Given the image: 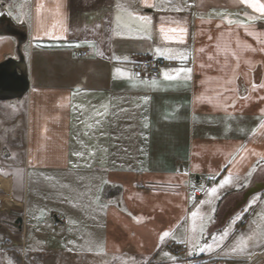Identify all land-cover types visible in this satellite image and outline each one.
<instances>
[{"label":"crops","instance_id":"0c3cea01","mask_svg":"<svg viewBox=\"0 0 264 264\" xmlns=\"http://www.w3.org/2000/svg\"><path fill=\"white\" fill-rule=\"evenodd\" d=\"M18 42L29 87L0 102V204L22 223L0 229V264H264V189L237 205L264 183V14L240 0L0 2V63ZM137 54L162 60L160 76H135ZM66 178L77 193L40 189Z\"/></svg>","mask_w":264,"mask_h":264},{"label":"water","instance_id":"95a60500","mask_svg":"<svg viewBox=\"0 0 264 264\" xmlns=\"http://www.w3.org/2000/svg\"><path fill=\"white\" fill-rule=\"evenodd\" d=\"M3 10V11H2ZM1 11L7 15V12L2 9ZM5 21V20H4ZM22 43L17 44V60L7 59L0 63V102L12 101L21 99L28 91V80L26 75V66L19 49ZM264 189V183L256 184L248 188L242 195L241 200L237 203L241 207L247 199ZM1 212V209H0ZM22 218L15 221L14 227L20 229Z\"/></svg>","mask_w":264,"mask_h":264},{"label":"rangeland","instance_id":"374dc122","mask_svg":"<svg viewBox=\"0 0 264 264\" xmlns=\"http://www.w3.org/2000/svg\"><path fill=\"white\" fill-rule=\"evenodd\" d=\"M9 9H10V6H9ZM20 100V99H19ZM19 100H12V101H5V104H7L8 106H17L18 104L20 105L21 104V101ZM0 149H2V142H0ZM70 178H66V179H63L61 185L58 181L54 182H47L45 183L44 185H42L40 187V189L45 192V193H50L51 196L55 195L56 193H60V192H63V191H76V189H74V182H71L69 181ZM101 186V184H99ZM100 186L98 187L97 186V183L95 184L94 182H91L89 180V202L90 203H95V195L97 193H99L100 191ZM32 190V188H31ZM30 190V191H31ZM198 190L201 191V193L203 195H205V192L202 190V186H199L198 187ZM0 191H1V182H0ZM77 193V191H76ZM82 193V191H81ZM205 197V196H204ZM1 202H3V198L1 197L0 198ZM51 202H53V199L51 200H48V199H45L44 203H43V207L44 206H47V207H50L51 206ZM3 207L2 206V203L0 204V209L3 211V209L1 208ZM93 205H89V208H92ZM7 209H9V207H7ZM5 211H3V213L1 212L0 213V229H3L6 233L8 232L6 229H15L14 228V224L15 222H13V219L11 217H7L5 212H6V208H4ZM14 237L15 238H20V236L18 235V233L15 231L13 233ZM2 233H1V230H0V245H1V242H2ZM218 242V241H216ZM228 242V241H226ZM89 263H92V264H108L106 262V260H104L102 257L100 258H97V257H89Z\"/></svg>","mask_w":264,"mask_h":264},{"label":"built area","instance_id":"2783aa9c","mask_svg":"<svg viewBox=\"0 0 264 264\" xmlns=\"http://www.w3.org/2000/svg\"><path fill=\"white\" fill-rule=\"evenodd\" d=\"M12 1L13 0H0L3 5H9ZM75 52L83 58L91 54L88 48L75 49ZM162 65V60L154 59L144 54H137L133 58L131 70L133 74L138 77L157 78L160 76ZM167 249L173 255H178L182 252V248L178 245L169 244L167 245Z\"/></svg>","mask_w":264,"mask_h":264},{"label":"snow or ice","instance_id":"6c2138e0","mask_svg":"<svg viewBox=\"0 0 264 264\" xmlns=\"http://www.w3.org/2000/svg\"><path fill=\"white\" fill-rule=\"evenodd\" d=\"M241 3H245V4H249L251 7H253L257 12H260L262 14H264V3H261L260 0H240ZM143 19H147V18H143ZM231 23V21H230ZM161 31L163 32L164 29L161 28ZM171 31H176V29H171ZM159 51V50H158ZM165 77L168 79H171L172 77L168 76L167 73H165ZM262 87H264V85H262ZM232 174H229L228 177H225L223 181H221L219 187H223L224 185L230 184L232 182ZM217 187H213L209 190L211 195H215L217 193ZM193 217L195 218L196 213L192 214ZM194 230V229H193ZM227 233H225L226 235ZM169 235L168 232H165L162 234L161 239H163L164 237H167ZM247 241L243 238L240 239V245L242 246H246ZM203 250V249H201Z\"/></svg>","mask_w":264,"mask_h":264},{"label":"bare ground","instance_id":"6f19581e","mask_svg":"<svg viewBox=\"0 0 264 264\" xmlns=\"http://www.w3.org/2000/svg\"><path fill=\"white\" fill-rule=\"evenodd\" d=\"M5 181V180H4ZM4 181H3V185H4ZM5 186V185H4ZM3 189V188H2ZM5 190V189H4ZM10 205H5V208L9 207Z\"/></svg>","mask_w":264,"mask_h":264},{"label":"flooded vegetation","instance_id":"af4514ba","mask_svg":"<svg viewBox=\"0 0 264 264\" xmlns=\"http://www.w3.org/2000/svg\"><path fill=\"white\" fill-rule=\"evenodd\" d=\"M13 222H15V220Z\"/></svg>","mask_w":264,"mask_h":264}]
</instances>
